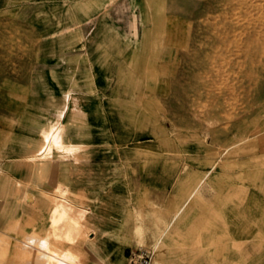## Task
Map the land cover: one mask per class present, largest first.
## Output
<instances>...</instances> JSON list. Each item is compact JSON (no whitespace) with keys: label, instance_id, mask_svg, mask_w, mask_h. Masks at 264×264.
Listing matches in <instances>:
<instances>
[{"label":"rangeland","instance_id":"1","mask_svg":"<svg viewBox=\"0 0 264 264\" xmlns=\"http://www.w3.org/2000/svg\"><path fill=\"white\" fill-rule=\"evenodd\" d=\"M136 249L264 264V0H0V264Z\"/></svg>","mask_w":264,"mask_h":264},{"label":"built area","instance_id":"2","mask_svg":"<svg viewBox=\"0 0 264 264\" xmlns=\"http://www.w3.org/2000/svg\"><path fill=\"white\" fill-rule=\"evenodd\" d=\"M153 253L150 250L136 249L125 253V264H152Z\"/></svg>","mask_w":264,"mask_h":264},{"label":"crops","instance_id":"3","mask_svg":"<svg viewBox=\"0 0 264 264\" xmlns=\"http://www.w3.org/2000/svg\"><path fill=\"white\" fill-rule=\"evenodd\" d=\"M208 174V172L205 174V176ZM196 189L194 188L187 196L186 200L184 201V203L182 204V206L179 208V210L177 211L176 215H179L180 212H182V210L184 209V207L186 206V204L190 201V199L193 197L194 193H195ZM93 232L89 233V235H91ZM124 264H125V255H124Z\"/></svg>","mask_w":264,"mask_h":264},{"label":"bare ground","instance_id":"4","mask_svg":"<svg viewBox=\"0 0 264 264\" xmlns=\"http://www.w3.org/2000/svg\"><path fill=\"white\" fill-rule=\"evenodd\" d=\"M11 257V256H10Z\"/></svg>","mask_w":264,"mask_h":264}]
</instances>
